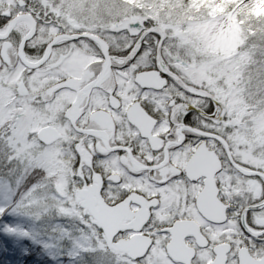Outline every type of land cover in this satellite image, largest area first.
Wrapping results in <instances>:
<instances>
[{"label": "snow or ice", "instance_id": "obj_1", "mask_svg": "<svg viewBox=\"0 0 264 264\" xmlns=\"http://www.w3.org/2000/svg\"><path fill=\"white\" fill-rule=\"evenodd\" d=\"M262 9L264 0H0V264L129 259L116 236L82 214L81 196L95 187H87L92 171L85 176L84 118L122 107L137 117L130 136L146 144L167 137L172 152L223 153L220 214L201 227L189 264H264V102L252 99L264 95ZM223 37H231L228 47ZM50 128L54 136L44 134ZM62 143L71 144L84 177L71 203L61 195L66 177L46 164L61 159ZM126 150L137 148L116 142L119 155ZM48 172L57 203L40 220L28 194ZM107 187L99 192L106 200ZM154 246L135 264H154Z\"/></svg>", "mask_w": 264, "mask_h": 264}, {"label": "clouds", "instance_id": "obj_2", "mask_svg": "<svg viewBox=\"0 0 264 264\" xmlns=\"http://www.w3.org/2000/svg\"><path fill=\"white\" fill-rule=\"evenodd\" d=\"M194 86V85H193ZM253 103L259 104L264 102V95L253 93ZM104 110L102 109L101 112ZM57 119H59L60 113H55ZM127 116V120L124 117ZM136 114H130L126 107H122L120 114H97L93 115L89 112L85 116L84 120L87 121V127L85 129V138L88 139L90 154L84 158V164L87 166L85 169V176L88 170L92 171V185L87 187L98 186L99 191L102 187L103 182L108 183V187L104 189L107 200L105 197H100L105 202L106 207H111L115 204L120 207L121 204L127 205L133 209L139 205V213L135 216L132 221L134 231L138 232L144 239L155 236L157 243L154 248L157 252H162L167 248V240L163 235L165 230L170 232L171 228L178 223L175 217L185 211L182 207L183 198L186 193L181 189L179 194L176 196V201L170 202L165 205L164 195L165 190L173 191L177 185L180 184L181 180L187 182V177L179 178L180 169L177 168V163L183 157L186 156L185 148H177L176 152L170 151V146L173 142L167 140L165 137L164 141L156 140L154 137L149 138V143L146 144L145 140L141 135L132 132L128 128V122L136 119ZM83 123V121H82ZM114 124L122 125L120 131L113 135ZM127 129V131H125ZM141 132L143 135H147L150 132V126L145 124ZM91 133V136L88 135ZM45 135L54 136L55 129H46ZM95 141L96 148L92 149V144ZM120 142V146L123 147L124 143H128L131 149L139 147V152L135 156L132 155L131 150H126L124 156H120L116 151V142ZM150 145V147H149ZM211 146V145H210ZM60 147L64 150L60 160L53 162H46L49 168L55 169V172L59 176L66 177V183L63 186L62 196L65 197L66 201L71 203L72 198L75 194V188L78 183H83L84 177L80 175L79 160L76 158L77 154L72 151L70 143H62ZM163 147L164 151L157 155H152L153 149ZM141 153H143V159H141ZM217 155L213 156L210 154L211 166L207 176L206 187L210 191L212 198L215 200L217 209L215 212V218H218L220 214L219 200L220 195L223 194V187L221 189L216 188V173L220 171L222 162L219 156L223 153L216 149ZM179 154V158H178ZM163 156V163H159L160 157ZM151 158V159H149ZM172 159V163L168 164V160ZM103 159L106 166L100 167L99 161ZM147 161V163H145ZM152 161H158L153 164ZM149 164L152 165L149 168ZM165 165H167L165 167ZM75 169V172H73ZM148 169V171H145ZM155 169L153 172L152 170ZM149 172H152L149 175ZM222 174V173H221ZM173 176L179 179H173ZM79 177V180L74 179ZM137 177H139L137 179ZM167 181V183H166ZM204 182V181H202ZM57 180L53 178L51 172L45 174L44 186L39 192L33 191L28 194L30 203L32 205L30 211L32 215L38 217L40 220H44L45 217L51 218L52 213L55 209L57 201L54 199L53 188H55ZM67 185H72L73 191L67 190ZM133 190L129 192V189ZM140 190V194L137 195L136 190ZM159 194V198H157ZM112 197H115L113 199ZM119 200V203L116 201ZM108 201H111L110 203ZM129 201L132 203L129 204ZM189 207L194 210H199V202L196 205L189 204ZM179 209V212H178ZM89 216V221L96 225V228H104V224L101 219L95 215L93 209L89 207L83 208V213ZM187 219V217H185ZM202 226L207 229L209 227L208 221L213 220L212 217L202 216ZM147 224V228L144 225ZM143 229V232H140ZM149 229L152 231L149 232ZM144 233H148V236H144ZM133 232H126L124 238L132 236ZM115 236V233H112ZM120 243V237H117ZM110 242V241H109ZM144 250L134 249V254L130 255L129 264H135L136 258L143 256ZM153 256V253H151ZM154 264H156V258L153 256ZM141 264H145L144 261ZM222 264V259H221Z\"/></svg>", "mask_w": 264, "mask_h": 264}, {"label": "flooded vegetation", "instance_id": "obj_3", "mask_svg": "<svg viewBox=\"0 0 264 264\" xmlns=\"http://www.w3.org/2000/svg\"><path fill=\"white\" fill-rule=\"evenodd\" d=\"M120 128L121 125L114 124L113 135L120 131ZM125 131H127V129H125ZM137 152H139L138 147L134 154L132 152V155L135 156ZM120 156L124 155L120 154ZM143 158V153H141V159ZM163 160L164 159H160L159 163H163ZM145 163H147V161H145ZM152 163L155 164L158 163V161H152ZM166 166L167 165H165V167ZM210 166L211 162L209 158L203 154L189 155L178 161L177 168L180 169L179 178L187 177V182L181 180L180 184H178L176 189L173 191L166 189L163 193V203L167 205L170 202L176 201V196L179 194V191L183 189L186 193V196L183 198L182 205L185 211L179 213L175 217L178 223H175L170 232L168 230L163 232V235L167 240V248L162 252H157L154 247L152 248L151 251L153 256L156 258V264H189L194 251L192 242H203V237L200 235V229L202 227L201 217L207 216L215 219L214 214L217 209L216 202L206 187ZM151 167L152 165L149 164V168ZM145 171H148V169H145ZM152 171L154 172L155 169ZM151 174L152 172H149V175ZM138 178L139 177H137V179ZM179 178L173 176V179ZM132 190L133 189L130 188L129 192ZM135 190L137 195H139L140 190ZM85 192H87V199L95 204V208L102 211L103 219L108 224H111V229L114 231L116 237H120V242H129L130 240H133L130 242V245L137 249H142L146 245H148L149 248L150 245H155L157 243L155 236L144 239V237L140 236L138 232L134 231L132 221L140 211L139 205H137V208L135 209L123 204H121L120 207H117L115 204L111 207H106L105 202L100 199L98 186L86 190ZM83 193H81V196H83ZM112 198L115 199V197ZM157 198H159V194ZM197 202H199V210H194L189 207V204L196 205ZM131 203L132 202L129 201V204ZM185 217H187V219H185ZM144 227L147 228V224H145ZM151 231L152 230L149 229V232ZM126 232H133L134 234L125 239L124 236ZM140 232H143V229H140ZM144 236H148V233H144Z\"/></svg>", "mask_w": 264, "mask_h": 264}, {"label": "water", "instance_id": "obj_4", "mask_svg": "<svg viewBox=\"0 0 264 264\" xmlns=\"http://www.w3.org/2000/svg\"><path fill=\"white\" fill-rule=\"evenodd\" d=\"M86 193H87V192H84L82 197H83V199L86 201L88 207L91 208V209H93L94 212H95V215L101 219V222L104 224V228H105L106 231L108 232L109 236H110V237L113 236L112 233H114V231L111 229V224H108V223L103 219V217H102V213H100L99 211H97V210L95 209V204H94L93 202H90V200L87 199V194H86ZM100 211H101V210H100ZM119 248H120V250H122V251L129 252L130 255H131V254H134V252H133V248L131 247V245H129V246H128V245H125V246H124V245L120 244V245H119Z\"/></svg>", "mask_w": 264, "mask_h": 264}, {"label": "bare ground", "instance_id": "obj_5", "mask_svg": "<svg viewBox=\"0 0 264 264\" xmlns=\"http://www.w3.org/2000/svg\"><path fill=\"white\" fill-rule=\"evenodd\" d=\"M230 43H231V37H223L220 40V44L222 47H228ZM99 212L102 213V211Z\"/></svg>", "mask_w": 264, "mask_h": 264}, {"label": "rangeland", "instance_id": "obj_6", "mask_svg": "<svg viewBox=\"0 0 264 264\" xmlns=\"http://www.w3.org/2000/svg\"><path fill=\"white\" fill-rule=\"evenodd\" d=\"M262 11H264V9H262ZM125 264H129V259L125 261Z\"/></svg>", "mask_w": 264, "mask_h": 264}]
</instances>
